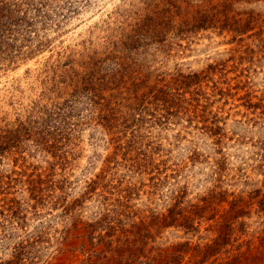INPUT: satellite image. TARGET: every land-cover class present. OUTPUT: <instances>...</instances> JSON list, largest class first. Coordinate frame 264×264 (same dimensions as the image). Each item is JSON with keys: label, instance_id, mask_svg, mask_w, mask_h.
Masks as SVG:
<instances>
[{"label": "rangeland", "instance_id": "obj_1", "mask_svg": "<svg viewBox=\"0 0 264 264\" xmlns=\"http://www.w3.org/2000/svg\"><path fill=\"white\" fill-rule=\"evenodd\" d=\"M263 208L264 0H0V263H162L236 211L180 264H264Z\"/></svg>", "mask_w": 264, "mask_h": 264}, {"label": "trees", "instance_id": "obj_2", "mask_svg": "<svg viewBox=\"0 0 264 264\" xmlns=\"http://www.w3.org/2000/svg\"><path fill=\"white\" fill-rule=\"evenodd\" d=\"M198 14H199L198 18L195 19V21L197 22L196 28L207 27V25H210L212 23L216 24L214 20L216 14H208L207 12L198 13ZM230 25L231 24L229 23H225V24H222L220 28L223 29L226 26L230 27ZM233 25H236V22ZM248 25H249V20L243 23V28H237V26H232V29L240 33L241 31L244 32ZM204 200H205L206 205H208L209 202L212 201L211 198H205ZM237 206H236V202L234 201L230 209H235ZM235 212H234V216L232 217V219L229 217V214H225L224 216L221 215V221L219 224V234L209 243L204 244L202 247H199L198 245L190 246L188 241L177 243L176 245L173 246L171 252L167 253L164 262L159 263L155 261L154 264H180L182 261L183 255L188 250L199 249L200 250L199 255H200L201 262L211 257L212 255L216 254L217 252L221 250V247H223L229 240V237L233 231L231 224L233 222V219L236 218L238 215L237 213L235 214ZM159 218H161L162 222L166 220V216L159 217ZM165 223H166L165 225H167V222ZM170 223H174V220L173 222L171 220ZM175 226H182L185 232L196 230V228L192 224V217H189V216L185 218L184 222H179L178 224H175ZM128 256H132V254H129ZM20 260L21 258H20V253H19L18 255L15 256L14 260H6L5 262L0 263V264H22L20 263Z\"/></svg>", "mask_w": 264, "mask_h": 264}]
</instances>
